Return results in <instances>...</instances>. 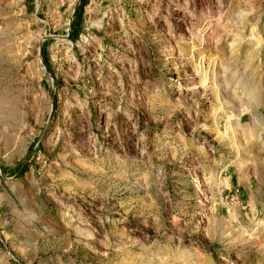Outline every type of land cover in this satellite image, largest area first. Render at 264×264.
I'll return each instance as SVG.
<instances>
[{"label":"rangeland","instance_id":"374dc122","mask_svg":"<svg viewBox=\"0 0 264 264\" xmlns=\"http://www.w3.org/2000/svg\"><path fill=\"white\" fill-rule=\"evenodd\" d=\"M0 264H264V0H0Z\"/></svg>","mask_w":264,"mask_h":264}]
</instances>
